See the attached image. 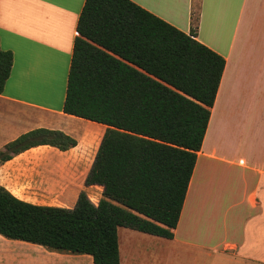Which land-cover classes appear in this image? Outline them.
Listing matches in <instances>:
<instances>
[{
    "label": "crops",
    "instance_id": "crops-1",
    "mask_svg": "<svg viewBox=\"0 0 264 264\" xmlns=\"http://www.w3.org/2000/svg\"><path fill=\"white\" fill-rule=\"evenodd\" d=\"M130 1L185 34L194 31L225 67L173 238L119 227L120 264H264V243L253 244L257 255L246 248L264 211V0ZM84 2L0 0V48L13 57L0 94V151L38 129L76 141L66 151L37 145L0 165V186L33 205L72 208L80 191L102 193L84 181L106 126L62 112ZM62 196L65 205L53 204ZM0 264L93 262L0 235Z\"/></svg>",
    "mask_w": 264,
    "mask_h": 264
},
{
    "label": "trees",
    "instance_id": "trees-1",
    "mask_svg": "<svg viewBox=\"0 0 264 264\" xmlns=\"http://www.w3.org/2000/svg\"><path fill=\"white\" fill-rule=\"evenodd\" d=\"M62 112L106 126L72 208L21 201L0 186V235L120 264L117 230L173 238L225 67L223 57L130 0H85L76 24ZM13 57L0 48V94ZM76 146L38 129L0 151Z\"/></svg>",
    "mask_w": 264,
    "mask_h": 264
},
{
    "label": "rangeland",
    "instance_id": "rangeland-1",
    "mask_svg": "<svg viewBox=\"0 0 264 264\" xmlns=\"http://www.w3.org/2000/svg\"><path fill=\"white\" fill-rule=\"evenodd\" d=\"M80 192H85L90 200H94V199L99 200L101 198L100 189L97 187H93V189H90L87 191H80ZM261 194L262 192H260V198H261V201H263V207H264V192H263V197L261 196ZM67 199L68 198H65L63 196L58 197L54 200L53 204L58 205V206L65 205ZM251 225L252 227L247 234L248 246L246 248H248V250L250 251V254L252 253L254 255H257L255 247L258 244L260 245L261 243L262 244L264 243V211H263V214H261L256 221L252 222ZM255 227H257V229H255ZM254 240H256V243L254 242ZM253 244H256V246L252 247ZM249 245L251 247H249ZM203 259H206V261H203V264H215L216 263L214 261H211L208 258H203ZM219 264H240V261L234 258L233 261L229 260V261L219 262Z\"/></svg>",
    "mask_w": 264,
    "mask_h": 264
},
{
    "label": "built area",
    "instance_id": "built-area-1",
    "mask_svg": "<svg viewBox=\"0 0 264 264\" xmlns=\"http://www.w3.org/2000/svg\"><path fill=\"white\" fill-rule=\"evenodd\" d=\"M89 199V198H88ZM90 200V199H89ZM93 204H96L98 202V200L94 199V200H90Z\"/></svg>",
    "mask_w": 264,
    "mask_h": 264
}]
</instances>
